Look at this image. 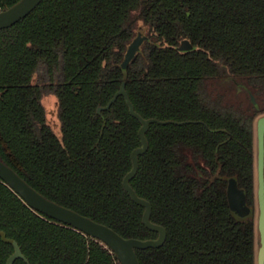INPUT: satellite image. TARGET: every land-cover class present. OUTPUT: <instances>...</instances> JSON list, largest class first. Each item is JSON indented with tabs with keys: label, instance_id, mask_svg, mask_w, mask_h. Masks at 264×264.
Returning a JSON list of instances; mask_svg holds the SVG:
<instances>
[{
	"label": "trees",
	"instance_id": "1",
	"mask_svg": "<svg viewBox=\"0 0 264 264\" xmlns=\"http://www.w3.org/2000/svg\"><path fill=\"white\" fill-rule=\"evenodd\" d=\"M19 1L0 0V11ZM141 27L148 40L124 72ZM182 41L193 49L179 52ZM41 71L44 82L34 83ZM123 84L143 119L182 123L151 125L131 180L167 231L162 247L136 251L140 264H257L253 217L231 212L226 187L235 179L252 193L264 0H43L0 31L1 161L45 198L126 239L154 240L123 187L141 124L123 96L105 110ZM222 86L229 105L215 95ZM47 94L58 101L61 137L42 103ZM7 240L29 264H120L0 180V264L14 253Z\"/></svg>",
	"mask_w": 264,
	"mask_h": 264
},
{
	"label": "water",
	"instance_id": "2",
	"mask_svg": "<svg viewBox=\"0 0 264 264\" xmlns=\"http://www.w3.org/2000/svg\"><path fill=\"white\" fill-rule=\"evenodd\" d=\"M43 0H20L14 6L0 11V31L13 27L21 20L32 13ZM145 41V37L141 33L134 38L129 45L122 63V69L126 72L127 67L141 51V47ZM193 47L187 41H184L178 48L180 52H187ZM119 96H123L128 105L130 114L136 118L141 128L139 138L141 147L135 149L131 155L132 168L123 180V187L129 194L130 198L137 205L144 208L143 224L152 232L158 234V238L154 240L126 239L115 232L113 229L95 222L94 220L82 216L71 209L65 208L41 195L34 188L29 186L13 169L7 166L0 159V180L6 184L14 193H16L29 208L34 212L51 218L63 225L71 227L84 235L95 239L111 250L117 257L120 264H140L136 251L147 250L150 248L162 247L167 239V231L163 226L154 224L151 221L152 205L149 201L140 198L131 186V180L136 176L139 170V157L144 155L149 148L146 134L151 124H165L156 119L145 120L134 109L133 104L126 92L125 84L122 85L120 91L110 101L105 110H108ZM101 112V109L98 110ZM257 164H258V198H259V214L257 224L258 235V264H264V116L258 121L257 134ZM228 199L231 212L239 219L245 220L251 216L252 211L247 205L245 193L238 188L236 182L232 181L228 187ZM14 245V254L8 259L7 264H14L19 259H25L20 247L14 241H8ZM26 260V259H25Z\"/></svg>",
	"mask_w": 264,
	"mask_h": 264
},
{
	"label": "flooded vegetation",
	"instance_id": "3",
	"mask_svg": "<svg viewBox=\"0 0 264 264\" xmlns=\"http://www.w3.org/2000/svg\"><path fill=\"white\" fill-rule=\"evenodd\" d=\"M138 33H141L142 35H143V37H145V41H144V43L148 40V36H147V33H146V31H145V29L143 28V27H141L140 29H139V31H138ZM138 33H137V35H138ZM136 35V36H137ZM184 41H182L181 43H180V45L183 43ZM188 42V41H187ZM144 43H143V45H144ZM142 45V46H143ZM179 48V47H178ZM141 49H142V47H141ZM180 52V51H179ZM187 52H189V51H187ZM182 53H186V52H182ZM37 77L38 76H35V78H34V83H37V82H39V81H37ZM224 86H222V87H220V89L219 90H217L216 92H215V95L216 96H219V97H221V98H223V100H222V102H223V104H226V105H229V103L231 102L230 101V94H229V92L227 91V90H225L224 88H223ZM120 91V90H119ZM239 92L240 91H243L241 88H239V90H238ZM127 92V91H126ZM221 93H223V94H221ZM128 94V93H127ZM250 95V94H249ZM116 96V95H115ZM129 96V95H128ZM120 97V96H119ZM250 99H251V102H252V104L256 107V108H258V103H257V101H256V99H255V97L253 96V95H250ZM237 105V104H236ZM242 106V105H241ZM238 108V107H237ZM264 116V113H260V114H258V115H256L255 116V118H254V120H253V139H254V147H253V154H254V156H253V183H252V193H248V191L247 192H245L244 191V188L242 187V185H240V183L237 181V180H235V179H230L229 181H228V183H227V187H226V195H227V201H228V204H229V199H228V187H229V185H230V183L232 182V181H234V182H236L237 183V185H238V188L240 189V190H242L244 193H245V196H246V201H247V205L250 207V209H251V211H252V217H253V223H254V225H255V231H256V252H258V235H257V224H258V218L257 217H255L256 216V206H255V204H257V206H258V208H259V203H258V201H259V198H258V164H257V134H258V121H259V119L261 118V117H263ZM150 120V119H149ZM159 121V120H158ZM160 122H164V121H160ZM187 123H189V122H187ZM166 124H178V125H182V123H176V122H171V121H165V124H161V125H166ZM152 125V124H151ZM151 127V126H150ZM149 130H150V128H149ZM148 130V131H149ZM148 133V132H147ZM146 137H147V134H146ZM147 141H148V139H147ZM149 149V148H148ZM229 207H230V205H229ZM153 208V207H152ZM144 209V208H143ZM152 212H153V210H152ZM39 214V213H38ZM40 215H42V214H40ZM42 216H44V215H42ZM46 217V216H45ZM152 217V216H151ZM47 218H49V217H47ZM49 219H51V218H49ZM52 220V219H51ZM54 221V220H53ZM57 222V221H56ZM61 224V223H60ZM73 229V228H72ZM75 230V229H74ZM76 231H78V230H76ZM79 232V231H78ZM82 233V232H81ZM83 234V233H82ZM86 236V235H85ZM4 239H5V236L3 237ZM95 240V239H94ZM7 241H9V240H7ZM10 241H14V240H10ZM14 242H16V241H14ZM11 243V242H10ZM17 243V242H16ZM12 244V243H11ZM18 244V243H17ZM13 245V244H12ZM14 246V245H13ZM18 246H19V244H18ZM20 247V246H19ZM20 249H21V247H20ZM14 251H15V249H14ZM21 252H22V250H21ZM14 254V253H13ZM12 254V255H13ZM22 254H23V252H22ZM11 255V256H12ZM10 256V257H11ZM23 256L25 257V255L23 254ZM9 257V258H10ZM20 260H23V261H25L27 264H29V262H28V259L25 257V259H22V258H19ZM19 259H17V260H19ZM16 260V261H17ZM15 261V262H16ZM14 262V263H15ZM7 264V263H6ZM257 264H258V260H257Z\"/></svg>",
	"mask_w": 264,
	"mask_h": 264
},
{
	"label": "rangeland",
	"instance_id": "4",
	"mask_svg": "<svg viewBox=\"0 0 264 264\" xmlns=\"http://www.w3.org/2000/svg\"><path fill=\"white\" fill-rule=\"evenodd\" d=\"M39 77H37V81L44 82L45 73L39 72ZM42 73V74H41ZM36 79V78H35ZM42 103L46 109L47 115H48V121L53 129V131L61 137V123L59 120V108H58V101L55 95L53 94H47L43 96ZM256 206V216L258 218L259 214V208L257 204Z\"/></svg>",
	"mask_w": 264,
	"mask_h": 264
}]
</instances>
